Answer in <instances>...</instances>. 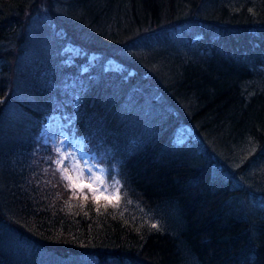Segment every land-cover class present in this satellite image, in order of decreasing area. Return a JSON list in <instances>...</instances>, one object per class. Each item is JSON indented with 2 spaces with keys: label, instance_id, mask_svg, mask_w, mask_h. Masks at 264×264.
Wrapping results in <instances>:
<instances>
[{
  "label": "trees",
  "instance_id": "obj_1",
  "mask_svg": "<svg viewBox=\"0 0 264 264\" xmlns=\"http://www.w3.org/2000/svg\"><path fill=\"white\" fill-rule=\"evenodd\" d=\"M46 117L118 204L66 199ZM78 258L264 264V0H0V264Z\"/></svg>",
  "mask_w": 264,
  "mask_h": 264
},
{
  "label": "rangeland",
  "instance_id": "obj_2",
  "mask_svg": "<svg viewBox=\"0 0 264 264\" xmlns=\"http://www.w3.org/2000/svg\"><path fill=\"white\" fill-rule=\"evenodd\" d=\"M40 23L43 24V22L40 20ZM48 25H50V23L48 22ZM63 33V32H62ZM49 36H53V32L51 30H49ZM64 38H58L56 40V45L57 46H61L63 45L65 42H67L69 39L68 35L66 33H63ZM40 34H37L35 36V40L39 39ZM24 51H20L19 52V56L18 59H22V55L24 54L26 50L25 46H24ZM73 50V48H71ZM120 54H124L123 52L119 51ZM17 70V69H15ZM155 124V123H154ZM48 134H53L52 139L55 143V147L57 149V167L59 168V171L66 175H71L74 179H78V180H82L84 182H90L92 183L95 187L100 188L102 190H105L107 194L109 195H114L116 194L117 191V186L111 182L108 181L105 178V173L100 172V168H102L101 166H96L90 164V160L86 159V157L83 155V152H81V149L79 148L78 143L74 140V138L68 134L65 135V139L64 136L59 135L61 133V129L59 127H57L54 122L46 117L45 122L42 124L41 129L39 134H43V135H47ZM17 142V141H16ZM22 143V148H24L25 146L29 147V145L26 142H23L20 138V140L17 143ZM43 143L46 144L47 141H42ZM6 145H1V148H4ZM7 150H10L12 148L7 147ZM14 148V147H13ZM24 151V150H23ZM27 151H24V153L26 154ZM66 158V159H65ZM59 162V163H58ZM104 168L106 167L103 164ZM98 168L97 171H95V168ZM67 168L68 171L67 173H65L64 169ZM93 169V170H91ZM55 170V168H54ZM97 177H99V179H97ZM68 183L70 184V182L68 181ZM67 183V184H68ZM103 183V185H102ZM102 185V186H101ZM84 194H90V192L85 189ZM69 196H71V198H66L68 199L70 202L72 201V198L76 199L79 202H82V200L84 199V194L82 192H79V190H74L70 187V190L68 191ZM99 193H97L98 195ZM100 201H104L103 199H101ZM56 241V240H54Z\"/></svg>",
  "mask_w": 264,
  "mask_h": 264
},
{
  "label": "snow or ice",
  "instance_id": "obj_3",
  "mask_svg": "<svg viewBox=\"0 0 264 264\" xmlns=\"http://www.w3.org/2000/svg\"><path fill=\"white\" fill-rule=\"evenodd\" d=\"M64 171L67 173L68 169L65 168ZM65 179L70 182L69 186L74 190L83 192L85 189H87L90 193H92V198L96 203H99L100 200L103 199L104 201H107L108 204L115 206L120 200L119 189H117L116 194L109 195L105 190L95 187L92 183L74 179L71 175H66ZM97 179H99V177H97ZM97 193L99 194L97 195ZM84 199H88V196L85 195Z\"/></svg>",
  "mask_w": 264,
  "mask_h": 264
}]
</instances>
